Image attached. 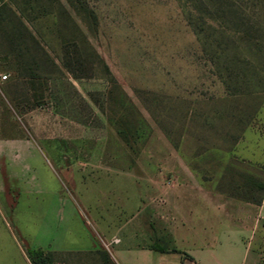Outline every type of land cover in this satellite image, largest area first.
I'll use <instances>...</instances> for the list:
<instances>
[{
    "label": "rangeland",
    "instance_id": "1",
    "mask_svg": "<svg viewBox=\"0 0 264 264\" xmlns=\"http://www.w3.org/2000/svg\"><path fill=\"white\" fill-rule=\"evenodd\" d=\"M0 1L55 63L40 65L33 91L28 71L17 76L15 62L0 57V242L8 227L29 248L50 211L59 207L65 214L70 202L96 232L88 206L99 194L111 224L128 201L119 216L124 223L148 203L153 173L173 187L180 158L211 188L228 181L230 166L264 183V166L228 158L246 128L264 134V0ZM58 3L70 18L63 25ZM64 40L98 57L94 77L73 79L66 71ZM220 51H237L239 67L255 68L250 86L256 95L227 94L214 61ZM37 58L44 60L40 53ZM123 128L127 142L117 133ZM98 159L107 172L88 164ZM237 176L230 181L240 184ZM230 192L249 200L261 196L242 188ZM153 204L161 207L162 197ZM138 222L130 221L129 229ZM101 240L112 260L114 248ZM52 257V264L66 258Z\"/></svg>",
    "mask_w": 264,
    "mask_h": 264
},
{
    "label": "crops",
    "instance_id": "2",
    "mask_svg": "<svg viewBox=\"0 0 264 264\" xmlns=\"http://www.w3.org/2000/svg\"><path fill=\"white\" fill-rule=\"evenodd\" d=\"M228 158L264 166V134L246 128ZM88 164H98L92 169L107 172L104 159ZM173 172L172 188H165L158 174L153 173L148 203L124 223L119 216L127 209L128 201L122 200L116 223L111 224L107 221L106 201L99 194L96 205L92 209L88 206L93 210L96 232L91 230L87 216L75 210L73 202L65 214L59 207L52 208L50 218L47 215L50 222L47 218L42 222L40 237L29 248L95 251L102 249L101 238H106L114 248L115 264H264V195L256 205L221 194L204 184L181 158ZM158 196L162 197L161 207L153 204ZM135 220L141 222L129 229V222ZM5 230L8 236L5 234L0 242V264H31L10 229ZM5 241L8 250L4 249Z\"/></svg>",
    "mask_w": 264,
    "mask_h": 264
},
{
    "label": "trees",
    "instance_id": "3",
    "mask_svg": "<svg viewBox=\"0 0 264 264\" xmlns=\"http://www.w3.org/2000/svg\"><path fill=\"white\" fill-rule=\"evenodd\" d=\"M57 16L60 25H63L66 20L70 19L69 15L66 14L63 5L60 3H58ZM91 17L94 22V16L92 15ZM81 52L78 42L73 40L68 42L64 40L62 43V57L60 62L73 79H90L94 77V64L96 65V63H100V60L96 56L92 59ZM39 53L44 56V60H42L43 62L37 58ZM0 57L3 61H10V63L15 62L16 66L13 71H15L17 76L21 75L20 71H28L27 77L31 81L33 91L37 90L34 85L35 83H38L37 81L34 82V80H39L41 76L40 65L48 63L50 64L49 67H55L54 61L42 50L38 41L27 28L23 19L14 11V9H12L11 6L3 1H0ZM214 59V61H216L215 66L218 69L217 71L228 95L250 96L257 94L258 90H252V87L250 86V78L252 77L253 79L258 76L256 70L254 67L248 69L246 64L245 67L238 66V63L242 61L240 53L237 51H233L232 53L220 51L218 54L215 53ZM219 60H221V62H219ZM94 61H96V63ZM51 72L52 70H44L46 76ZM34 97L36 98L38 96L34 95ZM39 98H42L41 94ZM128 131L129 130H126V128H123V130H117L118 135L122 137L124 142H127ZM235 141L236 139L233 141V144ZM227 170L229 176L225 178L228 181L223 184L218 183L216 190L221 194L230 195L239 200L259 205L262 201V195L264 194V183L254 180L250 176L239 174V172H236L235 168L231 166ZM237 175L242 178L240 184L236 183L238 182L237 179L230 181L231 178H234ZM239 188L248 191H258L261 196L255 200H249L241 196H235L233 192H230V190L237 191ZM24 250L31 264H52V256L60 253L66 257L65 259L60 260V264H69L70 260L71 264H113L111 257L103 249L86 252H56L24 247Z\"/></svg>",
    "mask_w": 264,
    "mask_h": 264
},
{
    "label": "built area",
    "instance_id": "4",
    "mask_svg": "<svg viewBox=\"0 0 264 264\" xmlns=\"http://www.w3.org/2000/svg\"><path fill=\"white\" fill-rule=\"evenodd\" d=\"M6 77L4 76V77H2V79H5ZM168 184H170L169 182H168Z\"/></svg>",
    "mask_w": 264,
    "mask_h": 264
}]
</instances>
